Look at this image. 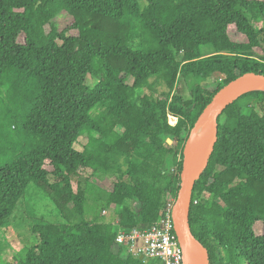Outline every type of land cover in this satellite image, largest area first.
I'll return each instance as SVG.
<instances>
[{
    "label": "trees",
    "instance_id": "trees-1",
    "mask_svg": "<svg viewBox=\"0 0 264 264\" xmlns=\"http://www.w3.org/2000/svg\"><path fill=\"white\" fill-rule=\"evenodd\" d=\"M248 72L264 75V0H0V230L15 221L30 183L61 220L27 215L30 239L6 264H147L116 243L118 231L159 219L176 197L191 129ZM84 169L113 176L112 187L81 181ZM258 222L264 227V92L254 90L218 118L189 223L210 264H264Z\"/></svg>",
    "mask_w": 264,
    "mask_h": 264
},
{
    "label": "water",
    "instance_id": "water-1",
    "mask_svg": "<svg viewBox=\"0 0 264 264\" xmlns=\"http://www.w3.org/2000/svg\"><path fill=\"white\" fill-rule=\"evenodd\" d=\"M255 84L260 86V89H251L237 94L240 89L246 85ZM261 90L264 92V75L248 72L238 76L236 79L230 81L228 84L223 86L211 99L206 109L199 116L194 127L191 129L190 135L186 141L183 151L182 169L180 172L179 188L175 197V201L172 207V218L175 227V232L179 245L181 246L186 258V241H189L200 253V259L198 264H210L208 252L202 244L195 239L192 234L190 223H189V206L191 193L195 181L199 178L207 165V162L214 150L215 143L217 142L218 134V118L222 114L223 110L231 104L241 94ZM207 113L208 118V133L205 137L204 142L199 146L192 154L186 155L185 149L190 136L199 124L203 114ZM167 142H171L168 140ZM204 156L205 161L201 168L198 169V162L200 158ZM140 260L145 261L144 257H140ZM188 264V262H186Z\"/></svg>",
    "mask_w": 264,
    "mask_h": 264
},
{
    "label": "rangeland",
    "instance_id": "rangeland-1",
    "mask_svg": "<svg viewBox=\"0 0 264 264\" xmlns=\"http://www.w3.org/2000/svg\"><path fill=\"white\" fill-rule=\"evenodd\" d=\"M67 20L64 16H59L56 19V24L63 28L67 24ZM257 28L259 25H256ZM232 39L238 42H244L245 39L240 34H232ZM23 41V36L20 37L19 42ZM209 46L203 47L202 52H209L211 49ZM258 54L259 52L256 51ZM87 84L91 85L92 80L88 77ZM179 93H181L184 97L188 98L190 95V88L188 83H180L178 85ZM172 123H175L174 119H171ZM117 131L119 133L122 132V128L118 127ZM168 141V140H167ZM87 142V136L83 135L80 137L78 142L74 145V148L78 151H81L83 145ZM171 145V142H167ZM81 181L85 178H90L91 182L97 187L103 189H110L112 187V182L115 180L113 176L101 177L96 174H92L91 170L84 169L80 171ZM77 179L72 182L73 189H76ZM38 193L37 188L30 183L25 192V201L24 205L27 211V214L24 213V205L19 204L16 211L14 212L13 220L10 221V225L4 227L0 230V264H6L11 262L15 256L18 254L24 253V245L29 239L30 234L28 230V225H32L31 221L28 219L31 217L33 222L35 223L37 220H44L49 223H59L61 222L60 218L55 215V209L50 200L45 198L43 195ZM105 215L111 216L114 213V210L104 212ZM29 215V217H27ZM20 216L19 223L17 221V217ZM89 218V217H88ZM22 220V221H20ZM25 225V226H24ZM254 233L256 236L264 235V227L261 222H258L253 227ZM20 234V235H19ZM24 243V244H23ZM147 264H154L152 260H147Z\"/></svg>",
    "mask_w": 264,
    "mask_h": 264
},
{
    "label": "built area",
    "instance_id": "built-area-1",
    "mask_svg": "<svg viewBox=\"0 0 264 264\" xmlns=\"http://www.w3.org/2000/svg\"><path fill=\"white\" fill-rule=\"evenodd\" d=\"M168 119L171 125H175L176 117L169 115ZM171 119H174L175 123H172ZM174 201L175 199L167 204L165 211L150 228H133L128 232L119 230L115 237L116 243L124 248L126 254L135 258L144 257L159 264H187L173 223Z\"/></svg>",
    "mask_w": 264,
    "mask_h": 264
},
{
    "label": "bare ground",
    "instance_id": "bare-ground-1",
    "mask_svg": "<svg viewBox=\"0 0 264 264\" xmlns=\"http://www.w3.org/2000/svg\"><path fill=\"white\" fill-rule=\"evenodd\" d=\"M261 87L255 84L246 85L242 89L238 91L237 94H240L244 91L251 90V89H260ZM207 113L205 112L197 125L196 129L190 136V139L187 143V147L185 149V154L190 155L192 154L201 144L204 142L205 137L208 133V118ZM205 157L202 156L198 162V169L204 164ZM186 258L188 264H198L200 259L199 251L189 242L186 241Z\"/></svg>",
    "mask_w": 264,
    "mask_h": 264
}]
</instances>
